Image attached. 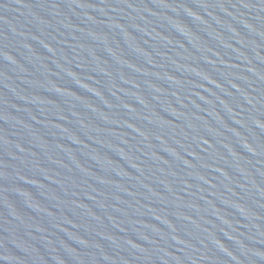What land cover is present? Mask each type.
Listing matches in <instances>:
<instances>
[{"label": "water", "instance_id": "95a60500", "mask_svg": "<svg viewBox=\"0 0 264 264\" xmlns=\"http://www.w3.org/2000/svg\"><path fill=\"white\" fill-rule=\"evenodd\" d=\"M0 264H264V0H0Z\"/></svg>", "mask_w": 264, "mask_h": 264}]
</instances>
